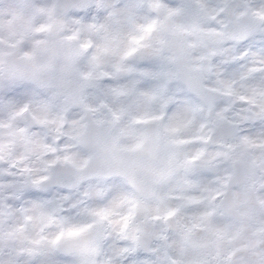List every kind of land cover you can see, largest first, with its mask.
<instances>
[{
    "label": "clouds",
    "instance_id": "clouds-1",
    "mask_svg": "<svg viewBox=\"0 0 264 264\" xmlns=\"http://www.w3.org/2000/svg\"><path fill=\"white\" fill-rule=\"evenodd\" d=\"M0 264H264V0H0Z\"/></svg>",
    "mask_w": 264,
    "mask_h": 264
},
{
    "label": "snow or ice",
    "instance_id": "snow-or-ice-1",
    "mask_svg": "<svg viewBox=\"0 0 264 264\" xmlns=\"http://www.w3.org/2000/svg\"><path fill=\"white\" fill-rule=\"evenodd\" d=\"M151 31H152V25H148L147 27H145V28L143 29V34H142V35L133 38L132 43H134V44H136V45H139L140 42L143 41V40L146 38L147 34H148L149 32H151ZM135 51H136L135 48H130V49H129V52H128L127 54L130 55L132 52H135ZM134 147H139V144L134 145ZM168 215L171 216L172 213L169 212ZM82 230H83V229H69L68 232H67V235H68V236H74V235L77 234V232L82 231ZM61 235H63V233H61ZM59 239H60V235H58V236L56 237V240H59ZM55 242H56V241L54 240L53 243H55ZM33 243H39V241H34Z\"/></svg>",
    "mask_w": 264,
    "mask_h": 264
}]
</instances>
